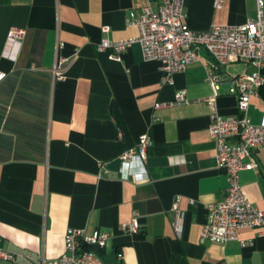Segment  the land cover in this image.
<instances>
[{"label": "crops", "instance_id": "obj_1", "mask_svg": "<svg viewBox=\"0 0 264 264\" xmlns=\"http://www.w3.org/2000/svg\"><path fill=\"white\" fill-rule=\"evenodd\" d=\"M147 2L160 0H0V246L38 264L60 257L64 233L73 227L84 235L111 234L105 247H94L104 264H264V235L255 229L240 231L244 246L200 239L206 206L222 200L227 186L208 133L207 75L219 78L218 113L237 116L230 80L255 68L237 61L215 70L200 51V62L173 74L168 84L160 62L144 60L138 44L120 61L97 50L103 37H137L127 15ZM213 2L184 0L190 29L256 17V0H222L221 8ZM13 26L25 30L17 44L7 41ZM56 59H65V79L53 82ZM177 91L189 102L154 108ZM248 114L261 123L264 87L251 97ZM142 134L151 139L144 169L122 179L118 157ZM251 160L257 167L240 171V184L264 209V144L246 162ZM178 196L180 233L173 227ZM133 211L139 231L126 233L121 224ZM0 264L28 263L18 257Z\"/></svg>", "mask_w": 264, "mask_h": 264}, {"label": "built area", "instance_id": "obj_2", "mask_svg": "<svg viewBox=\"0 0 264 264\" xmlns=\"http://www.w3.org/2000/svg\"><path fill=\"white\" fill-rule=\"evenodd\" d=\"M213 4L215 8H221L222 0H214ZM126 22L137 27V37L119 41L103 37L97 44V50L108 51L111 59L120 61L121 55L131 45L138 44L144 60L160 62L162 83L172 84L173 74L184 71L191 63L200 62V51L211 58L209 67L215 70L237 61L254 66L253 72L238 74L230 80L228 92L237 99V116L225 117L218 113L219 78L215 73L207 75L212 90L206 99L210 109L208 133L215 142L216 167L225 173L227 186L222 200L206 206V221L201 226L200 239L223 244L240 240L239 233L243 229H255L259 235H264V209L250 202L240 184V171L257 167L254 161L246 162V159L251 157L255 148L264 144V115L261 123L254 124L248 114L251 97L264 87V74L261 72L264 68V0H256L255 18L236 25H212L203 32L193 31L188 26L184 0H160L156 6L147 2L138 10H130ZM102 31L108 32L109 27L104 26ZM24 35V29L10 27L7 41L20 43ZM63 62L65 59H56L53 63V82L65 79L61 68ZM4 77L5 73L0 70V82ZM188 102L184 93L177 91L172 101L156 102L154 108ZM117 135L120 138L121 131ZM150 145V137L142 134L133 147L119 155L122 179L144 169ZM98 166L104 170L103 163L99 162ZM179 199L178 196L173 203V227L177 233L182 230ZM138 218L137 211H133L130 220L121 224V230L138 232ZM110 238L108 231L94 230L84 235L82 230L68 227L64 233L65 249L60 257L53 260L41 258L38 264H104L94 247H105ZM240 243L243 246L247 244L243 240ZM18 257L34 264L29 260V254L11 252L0 246V259L14 262Z\"/></svg>", "mask_w": 264, "mask_h": 264}]
</instances>
